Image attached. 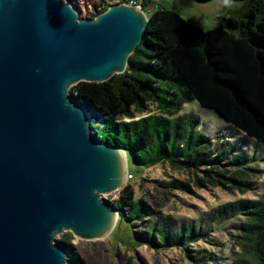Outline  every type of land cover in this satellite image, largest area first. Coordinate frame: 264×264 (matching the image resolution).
I'll return each instance as SVG.
<instances>
[{"label":"trees","instance_id":"trees-1","mask_svg":"<svg viewBox=\"0 0 264 264\" xmlns=\"http://www.w3.org/2000/svg\"><path fill=\"white\" fill-rule=\"evenodd\" d=\"M132 1L146 10L148 1L126 0ZM231 2L239 5L227 8L220 15L221 24L210 30L189 22L176 10L157 6L124 73L106 82L82 81L70 91L76 101L89 107L100 138L124 147L129 162L141 169L167 163L194 176L191 182L175 178L159 182L168 190L193 191V187L212 185L245 192L261 177L264 0ZM190 101L229 122L230 136L219 133L215 138L200 132L199 115L180 113ZM153 106L159 113L150 112ZM119 192L114 203L119 220L127 222L126 243L132 248L181 246L194 264H222L223 256L217 252L223 255L225 249L215 252L212 244L217 243L214 232L227 233L236 248L228 264H264L261 198L230 200L189 221H178L151 211L130 183ZM72 236L67 233L59 241L71 247ZM70 260L84 264L77 256Z\"/></svg>","mask_w":264,"mask_h":264},{"label":"water","instance_id":"water-1","mask_svg":"<svg viewBox=\"0 0 264 264\" xmlns=\"http://www.w3.org/2000/svg\"><path fill=\"white\" fill-rule=\"evenodd\" d=\"M73 1L0 0V264H71L64 231L106 237L119 212L104 194L130 176L70 91L125 72L150 16L118 2L83 17Z\"/></svg>","mask_w":264,"mask_h":264},{"label":"rangeland","instance_id":"rangeland-1","mask_svg":"<svg viewBox=\"0 0 264 264\" xmlns=\"http://www.w3.org/2000/svg\"><path fill=\"white\" fill-rule=\"evenodd\" d=\"M73 1L81 9L83 17H94L108 4L126 2V0H63ZM142 3L145 0H137ZM146 12L152 14L157 6L173 9L180 13L186 20L194 23L205 30H210L219 26L222 22L220 15L227 8H233L239 5L231 0H146ZM156 107V106H155ZM154 106L151 107V113H159ZM191 112L200 116L201 123L198 126L200 132L208 136L218 138V134L229 135L232 131L230 123L225 121L216 111L201 106L197 101H190L181 108L180 113ZM236 133V132H235ZM237 134V133H236ZM260 154L259 166L261 167V177L255 180L253 189L245 192L223 186H202L193 187L189 190H168L163 188L159 182L167 180L182 179L193 181L194 176L189 175L186 170H178L169 164H157L150 167H141L129 162V170L133 174L129 177L127 184L130 183L135 191V195L142 199L150 210L159 211L162 214L173 217L174 220H191L197 213H202L205 209L222 205L230 200L234 201L240 198H261L264 200V156ZM120 192L104 194V197L112 201L118 197ZM126 223L118 219V223L113 230L103 238H93L85 240L72 234L71 231H64L55 235L57 240L67 233H71L72 240L70 247V257L77 256L84 264H194L186 255V251L181 246H174L162 250L151 248L149 246H137L132 248L126 243L128 231ZM216 242L213 245V251L217 252L225 249L223 256L219 259L222 264H228L234 257V244L232 240L227 239V233L214 232ZM206 242H200L205 244ZM196 247V246H192Z\"/></svg>","mask_w":264,"mask_h":264},{"label":"built area","instance_id":"built-area-1","mask_svg":"<svg viewBox=\"0 0 264 264\" xmlns=\"http://www.w3.org/2000/svg\"><path fill=\"white\" fill-rule=\"evenodd\" d=\"M129 3H131V4H134L135 2H133V1H132V2H129ZM129 177H132V175L130 174V176H129Z\"/></svg>","mask_w":264,"mask_h":264}]
</instances>
